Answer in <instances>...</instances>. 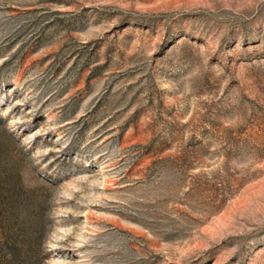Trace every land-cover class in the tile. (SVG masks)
<instances>
[{
  "label": "rangeland",
  "instance_id": "374dc122",
  "mask_svg": "<svg viewBox=\"0 0 264 264\" xmlns=\"http://www.w3.org/2000/svg\"><path fill=\"white\" fill-rule=\"evenodd\" d=\"M0 264H264V0H0Z\"/></svg>",
  "mask_w": 264,
  "mask_h": 264
}]
</instances>
